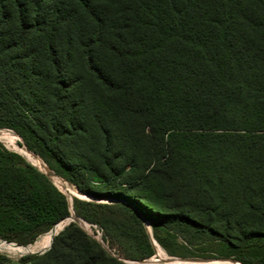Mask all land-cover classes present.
<instances>
[{"label": "trees", "instance_id": "1", "mask_svg": "<svg viewBox=\"0 0 264 264\" xmlns=\"http://www.w3.org/2000/svg\"><path fill=\"white\" fill-rule=\"evenodd\" d=\"M3 128L79 192L116 201L71 206L124 258L153 255L148 222L164 247L214 241L264 264V0H0ZM69 214L0 143V239L30 247ZM0 264L125 263L71 222L43 254Z\"/></svg>", "mask_w": 264, "mask_h": 264}, {"label": "rangeland", "instance_id": "2", "mask_svg": "<svg viewBox=\"0 0 264 264\" xmlns=\"http://www.w3.org/2000/svg\"><path fill=\"white\" fill-rule=\"evenodd\" d=\"M0 136H3L6 139V141L9 138V136H14V137L18 138V140H17V145L18 146L26 147L25 144L23 143L22 138L14 130L5 129V128L0 129ZM0 143L5 148H7L8 150L20 154L19 152H17L13 148L7 146L4 142L0 141ZM7 144H8V142H7ZM24 157L26 158V160L31 162L30 154H26ZM35 166H38V165H35ZM65 182H66L67 189L68 190L70 189L71 202L73 201V199L84 200V201H92V202H94L96 204H111L113 202H116L115 200H112L110 198L93 196V195L88 194V193L78 194L76 187H74L73 185H71L67 181H65ZM117 211H119V210H117ZM84 222H85V228L83 230L89 236H91L96 241H103L104 244L110 249V251L113 254L123 257L121 255V253L118 251L117 247L115 245H113V246L110 245L109 241H107V239H105V237L103 236V230H102V228L100 226H98L96 224L88 223L86 221H84ZM143 226L146 229V232H147V234H148V236L150 238V241H151V244H152V247H153V255L150 256L149 258L158 259V257H159L158 254H160V255H163V256H167V257H177V258H212V259H216V260L217 259H222V257L218 256L219 252L222 250V248L219 245V243H216L214 241L213 242H202V243H200L198 245L189 246V245H186L185 243H183L181 241V239H179V238H177V240L174 242V241H172V239L161 235L162 238H163V242L165 244V247H164L163 245L159 244L152 237V231H151V227H150L149 223L148 222H143ZM262 230H264V228ZM46 234H49V232L46 233ZM41 237L42 236H40L37 240H39ZM36 241L34 242V244L36 243ZM48 243H49L48 240H45V241L41 242L36 248H30V249H28V251H25L22 248H27V247H29V245L28 246H21L22 248L17 246V251L11 252V251L6 250L5 247H4V244H7V243L3 242V240L0 239V254L5 255L6 257H8L11 260H17L21 256L45 250L47 248L46 246H47ZM44 247H46V248H44ZM42 248H44V249H42ZM40 249H42V250H40ZM48 249H46L45 251H47ZM5 252H7V253H5ZM155 252H157V254H155ZM216 260L210 261V262H198V263H201V264H233V263H231L229 261L220 260L219 262H217Z\"/></svg>", "mask_w": 264, "mask_h": 264}, {"label": "water", "instance_id": "3", "mask_svg": "<svg viewBox=\"0 0 264 264\" xmlns=\"http://www.w3.org/2000/svg\"><path fill=\"white\" fill-rule=\"evenodd\" d=\"M24 148L33 158H36L39 160L40 165L37 166V168L45 175V177L54 186H56L65 195V197L68 201L69 208H70L69 216L67 218L61 220L57 224H55L52 227V229L49 231V233L51 234V238H50L49 245L46 248V249H48L51 245L53 236H55L64 226L73 222V223L77 224L79 227H81L82 229H84L85 228V222L81 218L77 217L72 210L71 196L68 192L65 191L66 182L62 178H60L58 175H56L52 170H50L36 153L29 151L26 147H24ZM77 193L81 194V192H79L78 190H77ZM3 242H5V241H3ZM97 242L100 244V246L105 250V252L107 254H109L110 256L116 258L117 260H119L125 264H174V262H186V261H188V262H207V261H211V260H216V259H212V258H177V257H170V259L162 260V261H158V260L154 261L152 258L131 260V259H126V258H123L121 256L113 254L110 251V249L104 244L103 241H97ZM5 243H7V242H5ZM7 244L18 246L15 243H7ZM18 247H21V246H18ZM45 250L35 252L32 254H42ZM217 260L229 261L231 263H239L238 261H236L233 258H222V259H217ZM239 264H241V263H239Z\"/></svg>", "mask_w": 264, "mask_h": 264}, {"label": "bare ground", "instance_id": "4", "mask_svg": "<svg viewBox=\"0 0 264 264\" xmlns=\"http://www.w3.org/2000/svg\"><path fill=\"white\" fill-rule=\"evenodd\" d=\"M0 141L4 142L7 146H9L7 144V141L6 139L3 137V136H0ZM10 147V146H9ZM22 156H25L26 154H29L26 150H23L21 152H19ZM30 158H31V162L32 164L34 165H40V162L38 159L36 158H33L31 155H30ZM65 191L68 192L70 194V189L68 190L67 187L65 186ZM72 193V192H71ZM74 193V192H73ZM50 238H51V234L49 233L46 237H44L43 239H41L40 241L36 242L35 244H33L32 246L28 247V248H22L24 249L25 251H28V249L30 248H36L41 242L45 241V240H48V242H50ZM2 249V248H1ZM7 253V252H5ZM155 254H157V252H155ZM156 256V255H155ZM158 259H154L152 258L154 261L158 260V261H162V260H168L170 259V257H167V256H163V255H160L158 254ZM211 261H214V260H211ZM207 262H210V261H207ZM174 264H201V263H198V262H174Z\"/></svg>", "mask_w": 264, "mask_h": 264}]
</instances>
